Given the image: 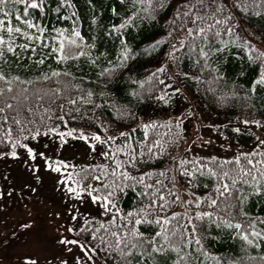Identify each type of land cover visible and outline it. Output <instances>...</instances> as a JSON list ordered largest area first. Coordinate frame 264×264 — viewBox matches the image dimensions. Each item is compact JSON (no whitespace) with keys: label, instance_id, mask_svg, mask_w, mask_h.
<instances>
[{"label":"snow or ice","instance_id":"6c2138e0","mask_svg":"<svg viewBox=\"0 0 264 264\" xmlns=\"http://www.w3.org/2000/svg\"><path fill=\"white\" fill-rule=\"evenodd\" d=\"M0 159L65 201L26 264H264V0H0Z\"/></svg>","mask_w":264,"mask_h":264},{"label":"rangeland","instance_id":"374dc122","mask_svg":"<svg viewBox=\"0 0 264 264\" xmlns=\"http://www.w3.org/2000/svg\"><path fill=\"white\" fill-rule=\"evenodd\" d=\"M191 102L199 123L197 119L185 121L189 142L191 143V139L196 136L197 132L205 140H216V134L209 127L213 122H217L216 119L194 105L192 98ZM184 104H187V101L177 98L175 107L179 108ZM198 144L199 141L192 145L194 152L203 154L214 150L211 146L208 148L198 147ZM218 145L219 141L217 140L215 147ZM85 152L86 146L83 142L71 139L59 150L61 156L69 159L75 157L76 160H82ZM0 168L4 169L3 172L0 170V192L5 193L0 197V264H26L27 254L35 251L36 244L33 243L35 237L24 236L16 228L18 222L30 217L35 218L34 227L39 228L46 238V247L52 252L63 254V250L55 239L57 230L54 224L59 217L53 219V214L64 212L65 201L61 199V193L55 188V174L43 172L40 174L41 181L37 184L33 174L25 167L22 160H4L0 163ZM45 173L49 175V178L46 179ZM3 175H7L8 179L4 180ZM25 185L36 187L37 192L34 196L24 195L27 193ZM9 191L11 195L7 194ZM21 195H23V199H19Z\"/></svg>","mask_w":264,"mask_h":264},{"label":"trees","instance_id":"16d2710c","mask_svg":"<svg viewBox=\"0 0 264 264\" xmlns=\"http://www.w3.org/2000/svg\"><path fill=\"white\" fill-rule=\"evenodd\" d=\"M64 23H68V22H64ZM85 31H87V29H85ZM144 37H141V40H143ZM185 88L189 90V92L191 93L192 89H189V85L188 84H185ZM192 101L194 103V105L198 106L200 109L204 110L205 112L209 113L211 116H213L215 119H216V123H222L225 119L224 117V114L222 111H215L213 110L212 108L208 107L207 105V101H204V100H197V98L193 95L192 97ZM177 101V100H176ZM245 141L242 140L241 143H244ZM4 160L3 159H0V163H2ZM0 170L3 172V168H0ZM53 175V174H52ZM44 176L47 178H49V175L47 173L44 174ZM54 177V176H53ZM44 178V177H42ZM77 207H81L82 209L84 207H88V203H87V200H85V203H84V207L83 205H80V204H77L76 205ZM3 228H4V225H3ZM217 251H223L222 249H219L217 248L216 249Z\"/></svg>","mask_w":264,"mask_h":264}]
</instances>
